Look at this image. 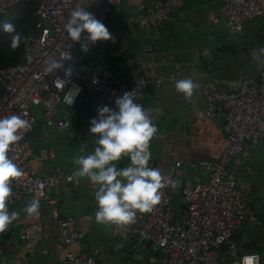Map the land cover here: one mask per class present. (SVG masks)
<instances>
[{"label":"built area","instance_id":"1","mask_svg":"<svg viewBox=\"0 0 264 264\" xmlns=\"http://www.w3.org/2000/svg\"><path fill=\"white\" fill-rule=\"evenodd\" d=\"M20 1L25 0H0V13H7ZM119 1L38 0L34 28L26 35L20 59L0 67V117L20 115L29 120L32 126L35 122L32 108L39 105L47 125L53 124L63 129L69 125V120L54 119L57 107L59 103L74 104L85 84L93 83L97 92L105 95V106L115 110L116 98L126 91H133L135 102L142 105L149 85L159 86L165 80L184 79L174 73L160 74L151 59L132 67L133 78H121L108 68L98 72L83 69L80 56L73 53L76 43L69 39L64 30L71 11L83 7L105 24L113 6ZM218 1L226 27L231 32L242 30L255 16L264 17V0ZM181 2L154 0L139 10L130 11L127 21L139 28L157 29L168 18L172 8ZM210 17L214 19L215 14L211 13ZM262 45L264 49V39ZM115 53L120 54L121 50ZM61 59L65 67L73 68L72 76H65L63 70L45 72L48 62ZM257 73L258 80L245 75L230 89L218 88L212 81L201 83V92L206 100V117L214 118L216 103L223 110L222 127L227 142L216 158L182 160L157 157L154 160L153 167L161 169L173 180L177 179V170L182 166L202 167L207 170L206 178L181 190L171 187L162 189L161 203L152 212L138 213V221L130 228L115 225V231L119 234L132 232L138 239L160 246L164 252L162 264H219L221 247L227 242L229 253L235 256L231 264H244V258L249 256L258 258L254 264H264L259 252L250 250L236 253V244L231 241V235L244 219L250 196L241 187L238 172L230 161L243 149L245 142L259 144L264 140V52H261ZM97 116L96 110L92 119ZM27 132L11 146L9 152L13 162L24 171L22 178L13 181L10 203L18 201L24 194H30L53 204L62 181L78 182L74 176L76 170L51 172L44 176L37 174L32 165L35 152L28 143ZM53 155L52 150H41L36 157L47 159ZM176 193L184 202L185 214H182L179 223L177 210L171 206ZM55 222L62 241L69 246L55 264H108L90 253L71 248L82 235L71 217L55 214ZM41 234L40 222H26L19 229V235L25 240L29 251L34 249Z\"/></svg>","mask_w":264,"mask_h":264},{"label":"crops","instance_id":"2","mask_svg":"<svg viewBox=\"0 0 264 264\" xmlns=\"http://www.w3.org/2000/svg\"><path fill=\"white\" fill-rule=\"evenodd\" d=\"M153 1L120 0L115 4L105 20V26L114 36L115 42L98 41L94 46L90 45L87 53L81 50L79 43L73 48V53L81 58L83 69L87 72H98L102 68H108L116 76L124 79L133 78L132 67L151 59L162 75L174 73L178 78L198 80L201 77L193 74L196 75L197 69L201 68L203 52L197 39L211 44H219L217 41L223 39L242 43L264 24V17L255 16L242 30L229 31L225 17L220 12L218 0H182L172 8L168 18L162 21V27L159 26L157 29L139 28L127 21L130 11L139 10ZM211 13L215 14L214 19L210 17ZM230 33L237 34L232 36ZM192 34H196L197 37L194 38ZM257 40L253 39L254 42ZM262 43L263 39L252 45V62L256 67L261 56ZM119 49L121 53L116 54L115 51ZM243 76L245 75L240 70L234 68L219 75V78L212 82L218 88L230 89L235 87ZM175 82L165 80L159 86L149 85L142 99V106L152 110L153 123L156 126L160 125L153 137L158 147L151 151V160L157 157L182 160L216 158L227 142L222 127L224 118L221 106L216 103L214 118H207L204 114L206 100L198 90L192 100L185 99L187 102L180 107L179 96L183 94L176 91ZM87 94L89 92L85 91L79 107L76 106L79 97L72 105L59 103L54 119L69 120V125L63 129L53 124L47 125L41 106L32 108L35 122L27 132L26 138L35 152L32 165L37 174L44 176L51 172L77 170L78 166L73 163V159L78 155L94 152L97 145L96 138L89 132L90 121L95 111L105 106V95L100 92L92 95L90 93L88 99ZM175 110L170 117L171 112ZM256 145L247 141L243 149L230 161L238 172L241 187L249 193V202L254 204L260 203L261 199L264 200V148ZM41 150H52L54 155L47 159H39L36 156ZM118 164L126 167L130 160L124 158ZM206 176L207 170L202 167L182 166L177 170L176 180L179 181L177 190L203 181ZM96 190L97 186L87 178H78L76 184L62 181L53 204L37 199L40 202L38 218L23 211L30 200L36 199L32 195L24 194L18 201L9 203V210L19 212L20 215L4 233H0V264H55L69 248L58 233L55 214L71 217L77 228L82 231V235L71 248L90 253L97 260H104L108 264H118L113 263L110 257L103 253L102 250L108 249L127 262L128 258L120 254L122 248H116L115 244H122L129 233L119 234L115 231V225L107 226L96 222L95 214L98 207L94 198ZM182 202L180 195L176 193L171 206L177 211L181 207L184 209ZM251 208V212L257 210L256 207ZM182 214H185L184 210ZM26 222L42 224V236L31 251L27 249L25 240L19 235L20 227ZM237 231L238 229L233 233L240 237ZM259 236H263L262 239ZM231 239L236 244V253L253 250L242 245L244 243L242 239L238 241ZM250 242L264 262V231L254 230ZM148 243L151 247L152 244ZM228 247V242L221 247L219 264H231L234 259L235 256L229 253ZM157 255L156 250L149 253V260L152 261L158 257Z\"/></svg>","mask_w":264,"mask_h":264},{"label":"clouds","instance_id":"3","mask_svg":"<svg viewBox=\"0 0 264 264\" xmlns=\"http://www.w3.org/2000/svg\"><path fill=\"white\" fill-rule=\"evenodd\" d=\"M64 30L69 39L73 43H79L85 53L90 50V45L94 46L98 41L115 42L105 24L83 7H76L71 11ZM3 31L7 34L13 51L27 39L12 23H5ZM60 70L64 71L65 76H72L73 68L65 67L63 59L52 60L45 68L47 73ZM197 88V83L191 78L175 82L176 91L189 101L193 99ZM115 106V110L108 106L97 109L98 116L91 119L89 129L96 138L97 146L91 154L75 157L73 163L78 166L75 177L87 178L97 186L94 194L98 206L96 222L123 228L134 224L138 213L152 212L161 203V190L166 187L176 189L179 181L150 165V142L157 133L152 110L136 103L133 91H126L116 98ZM30 128L29 120L20 115L0 117V233H4L20 215L19 212L10 211L8 205L13 194V181L22 178L24 171L13 162L9 152L11 146L18 143L23 133ZM124 158H128L130 164L119 168L118 163ZM39 209V200L32 199L23 211L38 218ZM255 261H258L256 256L244 258V264H254Z\"/></svg>","mask_w":264,"mask_h":264},{"label":"water","instance_id":"4","mask_svg":"<svg viewBox=\"0 0 264 264\" xmlns=\"http://www.w3.org/2000/svg\"><path fill=\"white\" fill-rule=\"evenodd\" d=\"M264 25V24H263ZM263 25L259 27L255 33H253L246 41L240 43L238 41L232 39H223L218 40L217 43L219 44H211L201 41L197 39L196 41L200 44L203 59L201 61V68L197 69L196 77H201L196 80H193L197 83L198 88L196 91L201 92V83L205 81H214L217 80L219 75L226 73L227 71H231L232 69L240 70L244 75L250 77L253 80H258L259 75L257 73V67L252 62V45L257 44L261 39H264V32H263ZM194 38H196V34H192ZM188 37L190 38L191 35L189 34ZM257 38V41H253V39ZM166 45V44H165ZM195 72V71H194ZM193 72V73H194ZM1 87V84H0ZM85 91H88L90 95L97 92L95 85L93 83L85 84L82 87V91L80 92L79 99L76 103V106L79 107L80 100L83 98ZM202 93V92H201ZM89 94L86 95V98H90ZM181 104L180 107L185 105L187 100L185 101V97L180 95ZM176 99V98H175ZM177 100V99H176ZM179 107V108H180ZM178 110V108H177ZM176 112L173 111L169 115L170 117ZM162 125V124H161ZM160 125L156 126L159 127ZM154 139L150 142V151H154L156 146ZM246 143V142H245ZM256 146L264 148V140H262ZM151 164H154V160H151ZM119 168H123V165L118 164ZM184 206V202L181 204ZM251 207H256L255 212H251ZM183 213V207H181L177 211V223L181 218ZM94 217V214H93ZM259 223V224H258ZM261 230L264 231V200L261 199V202L256 204L249 202L246 207V212L244 214V219L238 228L240 233V237H236L237 233H233L231 238L238 241L242 239L244 243L242 245L246 247H250L254 250V246H252L250 240L253 235L254 230ZM262 239L263 236H259ZM116 248L121 247L122 251L120 254L122 256H126L128 258L127 262H124L118 255L113 254L108 249L102 250L105 255L110 257L113 263L118 264H162V256L164 252L160 246L155 244L149 247V243L145 240L138 239L135 233L130 232L127 237L122 241V244H115ZM103 249V248H102ZM158 251V257L149 260V253ZM134 251V252H133ZM150 261V263H148Z\"/></svg>","mask_w":264,"mask_h":264},{"label":"trees","instance_id":"5","mask_svg":"<svg viewBox=\"0 0 264 264\" xmlns=\"http://www.w3.org/2000/svg\"><path fill=\"white\" fill-rule=\"evenodd\" d=\"M37 5L38 0L20 1L7 13H0V67L17 62L22 55L24 43L22 41L20 46L13 51L10 48V40L3 31V25L5 23L16 25L17 31L26 37L27 33L34 28Z\"/></svg>","mask_w":264,"mask_h":264},{"label":"rangeland","instance_id":"6","mask_svg":"<svg viewBox=\"0 0 264 264\" xmlns=\"http://www.w3.org/2000/svg\"><path fill=\"white\" fill-rule=\"evenodd\" d=\"M160 26L162 27V25H160ZM161 27H160V28H161ZM236 34H237V33H230L229 35H232V36H233V35H236Z\"/></svg>","mask_w":264,"mask_h":264}]
</instances>
